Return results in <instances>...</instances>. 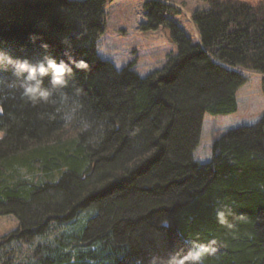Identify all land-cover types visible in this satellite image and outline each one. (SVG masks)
I'll return each instance as SVG.
<instances>
[{"label":"trees","instance_id":"16d2710c","mask_svg":"<svg viewBox=\"0 0 264 264\" xmlns=\"http://www.w3.org/2000/svg\"><path fill=\"white\" fill-rule=\"evenodd\" d=\"M109 1L0 0V50L90 65L63 89L45 77L36 103L0 71V216L18 221L0 264H264V114L193 158L204 114L237 110L244 71L264 95V0H204L192 40L173 0H145L144 27L176 46L145 77L97 53Z\"/></svg>","mask_w":264,"mask_h":264},{"label":"rangeland","instance_id":"374dc122","mask_svg":"<svg viewBox=\"0 0 264 264\" xmlns=\"http://www.w3.org/2000/svg\"><path fill=\"white\" fill-rule=\"evenodd\" d=\"M170 2L181 13L169 12L166 16L188 38H196L197 32L191 21V14L195 10H207L208 4L204 0ZM105 12L106 26L97 38L96 49L100 58L111 62L114 67L116 63H120V69L128 67L133 73L145 77L164 66L168 56L176 53V46L171 43L166 28L152 30L144 27L148 13L145 0H111L106 4ZM243 74L246 82L236 93L237 110L228 115L204 114L199 142L193 152V158L197 162L206 163L210 160L214 140L232 129L254 125L263 116L262 75L251 70L244 71ZM17 225L18 221L14 216H0V244L8 241L6 236L16 230Z\"/></svg>","mask_w":264,"mask_h":264},{"label":"clouds","instance_id":"9594fccd","mask_svg":"<svg viewBox=\"0 0 264 264\" xmlns=\"http://www.w3.org/2000/svg\"><path fill=\"white\" fill-rule=\"evenodd\" d=\"M47 49V45H43ZM117 71L121 64L116 63ZM90 68L88 62L84 59L76 60L71 56L68 60L57 61L50 55H44L43 58L35 63L26 58H14L10 53L0 50V71L11 70V76L16 81H20L21 98L27 102H49L53 93L49 88H45L44 78L50 77L52 88L63 89L68 87V77L74 76V69L87 72ZM4 81L0 80V84ZM15 87V82L11 85ZM89 125H85L87 128ZM162 225L167 227L168 221L163 220ZM206 250H199L195 253L193 259L199 260ZM186 258L172 259L169 264H185Z\"/></svg>","mask_w":264,"mask_h":264}]
</instances>
